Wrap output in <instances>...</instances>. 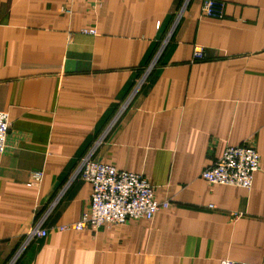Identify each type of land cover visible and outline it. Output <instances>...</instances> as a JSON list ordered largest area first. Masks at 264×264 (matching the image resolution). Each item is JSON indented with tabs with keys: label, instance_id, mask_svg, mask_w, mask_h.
<instances>
[{
	"label": "crops",
	"instance_id": "0c3cea01",
	"mask_svg": "<svg viewBox=\"0 0 264 264\" xmlns=\"http://www.w3.org/2000/svg\"><path fill=\"white\" fill-rule=\"evenodd\" d=\"M220 1L215 19L202 0H0V264H264V0ZM243 144L260 155L249 190L200 177ZM87 155L169 208L52 229L89 207L71 176ZM55 198L47 234L15 257Z\"/></svg>",
	"mask_w": 264,
	"mask_h": 264
},
{
	"label": "built area",
	"instance_id": "2783aa9c",
	"mask_svg": "<svg viewBox=\"0 0 264 264\" xmlns=\"http://www.w3.org/2000/svg\"><path fill=\"white\" fill-rule=\"evenodd\" d=\"M72 1V0H67ZM98 2L100 0H94ZM224 2L220 0H202L203 15L220 19L223 16ZM82 33L95 34L93 28L83 29ZM204 48L194 45L191 61L202 60ZM9 117L6 111H0V154L6 149V137L9 128ZM260 155L252 145L227 146L220 158L210 163L200 172V177L209 184L233 185L249 190L253 183L254 173L259 169ZM72 178L89 182L91 185L90 201L79 219L69 224L55 225L52 229L65 231L69 229L82 230L90 228L97 230L101 227L122 224L128 219H151L161 208H169L168 200L158 201L152 185L140 174L127 170H118L111 164L95 161L87 155L81 158L78 167L72 173ZM42 172L31 173L29 184H38ZM58 202L55 198L49 205L44 216L31 227L17 251L20 254L33 239L45 236L47 230L43 222ZM14 259V258H13ZM224 264H256L235 260H224Z\"/></svg>",
	"mask_w": 264,
	"mask_h": 264
},
{
	"label": "rangeland",
	"instance_id": "374dc122",
	"mask_svg": "<svg viewBox=\"0 0 264 264\" xmlns=\"http://www.w3.org/2000/svg\"><path fill=\"white\" fill-rule=\"evenodd\" d=\"M94 160V159H93ZM96 161V160H95ZM119 170V169H118ZM146 179V178H145ZM148 181V180H147ZM149 182V181H148ZM153 187V186H152Z\"/></svg>",
	"mask_w": 264,
	"mask_h": 264
}]
</instances>
